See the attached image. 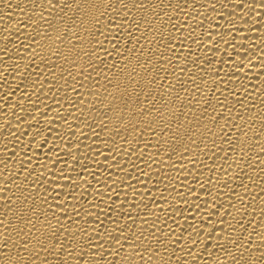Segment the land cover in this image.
I'll list each match as a JSON object with an SVG mask.
<instances>
[{"label":"bare ground","instance_id":"bare-ground-1","mask_svg":"<svg viewBox=\"0 0 264 264\" xmlns=\"http://www.w3.org/2000/svg\"><path fill=\"white\" fill-rule=\"evenodd\" d=\"M0 264H264V0H0Z\"/></svg>","mask_w":264,"mask_h":264}]
</instances>
